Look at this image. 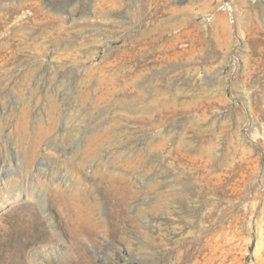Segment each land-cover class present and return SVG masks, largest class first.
Returning <instances> with one entry per match:
<instances>
[{"label": "rangeland", "instance_id": "1", "mask_svg": "<svg viewBox=\"0 0 264 264\" xmlns=\"http://www.w3.org/2000/svg\"><path fill=\"white\" fill-rule=\"evenodd\" d=\"M103 79L167 105L94 109ZM89 136L122 159L112 231ZM0 264H264V0H0Z\"/></svg>", "mask_w": 264, "mask_h": 264}, {"label": "bare ground", "instance_id": "2", "mask_svg": "<svg viewBox=\"0 0 264 264\" xmlns=\"http://www.w3.org/2000/svg\"><path fill=\"white\" fill-rule=\"evenodd\" d=\"M123 71H125V70H123ZM100 78L101 77H99L98 80ZM137 81L139 82V80H137ZM104 82H105L104 79L101 82L96 80V83H95L96 87H94V92L96 94V97L92 102L93 107H95L94 109H96V107H101V106L110 107L112 105V103L113 104L115 103L114 101H118L119 104L121 106H123L124 109H127L129 111H132V110H142L143 111L146 109V107L147 108L149 107L150 111L148 114L149 115L148 118L153 119V117L160 116V114L162 112L161 109L167 105L166 102L161 104L160 100L157 97L159 89L157 88V84L155 83L156 81L153 83H151L149 81L150 83L145 84L143 86L145 93H142V94L139 93V91L138 92L128 91L127 88H129V86L131 85L130 83H125L121 89H117V88L109 89L108 87L105 88L106 87L105 85L103 86ZM133 83L135 86H137V87L139 86V85H137L136 80L133 81ZM146 94L152 97L150 99V101H148L147 104L146 103L145 104H141V103L138 104L137 100L140 99L141 96L144 97V95H146ZM115 96H118L119 98H115ZM53 113H55V112H53ZM56 121H57V115L52 114L48 117L47 126L45 128L40 129V132L35 139V143L41 141L46 134L51 133V131L55 127ZM110 131L111 130H109V128L106 127L103 130V133L106 135V134H109ZM99 139L100 138L96 137V136H89L88 141L84 147V150H83L82 154L79 156V159L72 163L71 170H72V173L75 175V176L72 175V177L75 178V177L82 175L83 166L86 163L93 164L92 169H91V173L89 174V177L91 179H93V183H92L91 187H93V186H99L100 187L101 186V188L103 189L102 192L99 193L97 197H99L100 199H103L104 202L106 203L107 212L103 217V221H104V225H105L106 229L108 231H112L113 226L117 222V219H119L121 217V209H122L123 204L126 201V194H128L129 191L127 190L126 186L124 185L127 183L124 176L111 174L106 169L109 167L110 168L111 167H114V168L120 167L121 165H123L120 163V161L122 159L117 157L113 160H104L103 162L95 161L97 150H98V147L100 144ZM135 165L136 164H133V163L127 164L125 166V169L128 167L133 168ZM65 176H67V174H65ZM65 176H64V178H65ZM66 178L68 180V177H66ZM66 178H65V180H66ZM70 180H72V179H70ZM78 181H80V183H81V180L78 179ZM72 182H73V180H72ZM75 186H76V184H75ZM72 187H74V186H72ZM82 194H83V192L81 191V187L76 186L73 194H70L69 196H65V195H62L60 193H54V198L58 199V200H63L64 202H66V204H70V206L77 207L80 209L92 208V206H93L91 203L92 200L89 201V199H87L86 197L83 198Z\"/></svg>", "mask_w": 264, "mask_h": 264}]
</instances>
